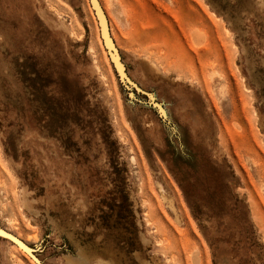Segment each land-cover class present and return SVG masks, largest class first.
I'll list each match as a JSON object with an SVG mask.
<instances>
[{"label":"rangeland","instance_id":"374dc122","mask_svg":"<svg viewBox=\"0 0 264 264\" xmlns=\"http://www.w3.org/2000/svg\"><path fill=\"white\" fill-rule=\"evenodd\" d=\"M98 2L124 75L89 0H0V228L40 264H264V0Z\"/></svg>","mask_w":264,"mask_h":264},{"label":"water","instance_id":"95a60500","mask_svg":"<svg viewBox=\"0 0 264 264\" xmlns=\"http://www.w3.org/2000/svg\"><path fill=\"white\" fill-rule=\"evenodd\" d=\"M91 7L93 8V11L95 13V16L97 18V22L100 28V36L102 38L103 44L108 52L109 57L113 61L114 65L120 70L121 74L124 75L122 71V67L120 63L117 60L116 53H115V47L112 42V39L108 32V26L106 22L105 15L103 13V10L98 2V0H89ZM14 238V237H13ZM27 249H30L31 252H34V249L26 247Z\"/></svg>","mask_w":264,"mask_h":264},{"label":"bare ground","instance_id":"6f19581e","mask_svg":"<svg viewBox=\"0 0 264 264\" xmlns=\"http://www.w3.org/2000/svg\"><path fill=\"white\" fill-rule=\"evenodd\" d=\"M98 28H99V25H98ZM99 32H100V28H99ZM0 236L5 237V238L7 237L8 240H10V242H12L16 246L17 249H19L20 251L23 252L24 256H26L28 258V254H29L32 258H34L38 262V264H40V262L37 260V258L35 256V254L33 252H31L30 249L26 248V247H29V248H31V247L25 241L19 239L16 235H14L13 233H11V232L7 231L6 229H3V228H0Z\"/></svg>","mask_w":264,"mask_h":264}]
</instances>
